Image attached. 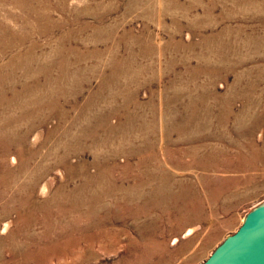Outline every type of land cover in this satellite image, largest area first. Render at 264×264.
I'll use <instances>...</instances> for the list:
<instances>
[{"label":"rangeland","instance_id":"374dc122","mask_svg":"<svg viewBox=\"0 0 264 264\" xmlns=\"http://www.w3.org/2000/svg\"><path fill=\"white\" fill-rule=\"evenodd\" d=\"M0 49V264H200L264 202V0H0Z\"/></svg>","mask_w":264,"mask_h":264},{"label":"water","instance_id":"95a60500","mask_svg":"<svg viewBox=\"0 0 264 264\" xmlns=\"http://www.w3.org/2000/svg\"><path fill=\"white\" fill-rule=\"evenodd\" d=\"M200 264H264V202L247 211L238 228Z\"/></svg>","mask_w":264,"mask_h":264},{"label":"bare ground","instance_id":"6f19581e","mask_svg":"<svg viewBox=\"0 0 264 264\" xmlns=\"http://www.w3.org/2000/svg\"><path fill=\"white\" fill-rule=\"evenodd\" d=\"M43 14V16H45L46 14H44V13H42ZM47 17V16H46ZM47 20H48V17H47ZM38 29V28H37ZM15 35V32H13L11 29H5L3 32H2V34H1V36L2 37H4V38H6L7 40L5 41V42H9V39H10V37H12V36H14ZM19 36H22V37H24V38H26L27 37V34L26 33H20L19 34ZM9 44H11V43H9ZM2 50L0 49V52H1ZM30 60H33L32 59V57L31 58H28L27 57V59H26V62H27V64H29V63H31V61ZM16 158V157H15ZM16 160V159H15ZM13 162V161H12ZM15 162V161H14ZM44 188H45V185H44ZM43 188V189H44ZM46 190H47V188H46ZM70 206H68V208H69ZM75 209H78V208H73V207H71V210H75ZM65 211H68V210H65ZM66 213H69V212H66ZM88 212L87 211H84V212H82L80 215L81 216H85L86 214H87ZM4 228V227H3ZM6 228V227H5ZM4 231V230H3ZM187 232H189V230L187 231ZM61 237V236H60ZM66 245H67V248H66V250L67 249H70L71 247H73V245H76L77 243H79V241H80V239L79 238H74V239H71V237H67L66 238ZM86 240L87 241H89V240H91V238H86ZM102 244V243H101ZM63 245V238H62V241H61V243H59L58 244V246L59 247H61Z\"/></svg>","mask_w":264,"mask_h":264},{"label":"crops","instance_id":"0c3cea01","mask_svg":"<svg viewBox=\"0 0 264 264\" xmlns=\"http://www.w3.org/2000/svg\"><path fill=\"white\" fill-rule=\"evenodd\" d=\"M196 245H198V243H195V245H194V246H196Z\"/></svg>","mask_w":264,"mask_h":264}]
</instances>
